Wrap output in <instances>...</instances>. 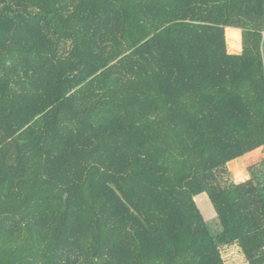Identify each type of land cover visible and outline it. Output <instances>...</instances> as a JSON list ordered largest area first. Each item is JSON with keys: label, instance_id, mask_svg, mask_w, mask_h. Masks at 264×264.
<instances>
[{"label": "trees", "instance_id": "trees-1", "mask_svg": "<svg viewBox=\"0 0 264 264\" xmlns=\"http://www.w3.org/2000/svg\"><path fill=\"white\" fill-rule=\"evenodd\" d=\"M259 148L264 0H0V264H264Z\"/></svg>", "mask_w": 264, "mask_h": 264}, {"label": "rangeland", "instance_id": "rangeland-1", "mask_svg": "<svg viewBox=\"0 0 264 264\" xmlns=\"http://www.w3.org/2000/svg\"><path fill=\"white\" fill-rule=\"evenodd\" d=\"M227 52L229 54H239L241 51V32L237 29H225ZM264 159V148H259L250 154L243 156L228 164V175L225 177L228 182L240 183L248 179L246 175L247 167ZM203 218L209 220L215 216L212 205L205 194H200L194 199ZM222 259L225 264H248L240 249L233 245L221 250Z\"/></svg>", "mask_w": 264, "mask_h": 264}]
</instances>
